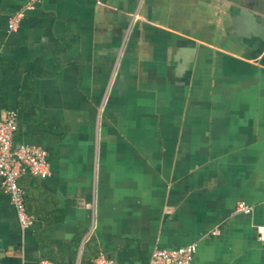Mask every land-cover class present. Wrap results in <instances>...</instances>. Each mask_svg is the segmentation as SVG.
Masks as SVG:
<instances>
[{
    "label": "crops",
    "instance_id": "crops-1",
    "mask_svg": "<svg viewBox=\"0 0 264 264\" xmlns=\"http://www.w3.org/2000/svg\"><path fill=\"white\" fill-rule=\"evenodd\" d=\"M27 1L0 0V119L50 177L19 182L27 231L0 190V264H149L191 245V264H264L256 0H39L10 31Z\"/></svg>",
    "mask_w": 264,
    "mask_h": 264
},
{
    "label": "built area",
    "instance_id": "built-area-1",
    "mask_svg": "<svg viewBox=\"0 0 264 264\" xmlns=\"http://www.w3.org/2000/svg\"><path fill=\"white\" fill-rule=\"evenodd\" d=\"M38 1L28 0L24 8L10 18L8 24L10 31L18 30L25 13L34 11ZM17 129L14 115L0 119V190L17 213L21 229L27 231L34 227V219L27 212L25 193L19 182L24 177L46 180L50 177L49 164L46 152L39 147L29 145L14 147ZM236 214L249 216L252 209L241 203L236 208ZM212 235L216 236L218 233ZM196 250L197 247L191 245L175 251H157L149 264H191ZM95 264H115V261L103 254L96 258Z\"/></svg>",
    "mask_w": 264,
    "mask_h": 264
},
{
    "label": "water",
    "instance_id": "water-1",
    "mask_svg": "<svg viewBox=\"0 0 264 264\" xmlns=\"http://www.w3.org/2000/svg\"><path fill=\"white\" fill-rule=\"evenodd\" d=\"M254 8L258 11L259 15L253 13L245 14L247 21L253 23L252 30H250L251 37L256 39V49L254 50V58H261L264 55V0H256Z\"/></svg>",
    "mask_w": 264,
    "mask_h": 264
}]
</instances>
